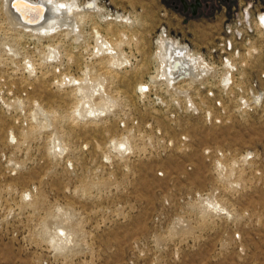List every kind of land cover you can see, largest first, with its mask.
Wrapping results in <instances>:
<instances>
[{
    "label": "rangeland",
    "instance_id": "374dc122",
    "mask_svg": "<svg viewBox=\"0 0 264 264\" xmlns=\"http://www.w3.org/2000/svg\"><path fill=\"white\" fill-rule=\"evenodd\" d=\"M102 1L77 37H54L11 27L0 0V264H264V102L239 101L249 80L264 88V36L243 55L237 88L218 89L219 69L181 81L191 107L153 81L158 32L203 54L230 8L203 0L192 15L179 0ZM96 30L129 38L131 63L96 54ZM65 75L103 80L100 94ZM102 91L111 108L78 115ZM38 105L57 112L64 151L35 119ZM122 137L127 150L112 144Z\"/></svg>",
    "mask_w": 264,
    "mask_h": 264
},
{
    "label": "bare ground",
    "instance_id": "6f19581e",
    "mask_svg": "<svg viewBox=\"0 0 264 264\" xmlns=\"http://www.w3.org/2000/svg\"><path fill=\"white\" fill-rule=\"evenodd\" d=\"M3 1H4L5 10L7 14L10 16L9 20H10V23L12 24L11 27L13 26L15 29H18L21 32L29 31L32 33L44 34L48 36L57 34L58 32L66 31V32L59 34V36L60 35H70V36L77 37L78 30L80 29L83 20L95 15V13L100 14L104 9L103 6L100 5L98 0H88V1L86 0L87 2H81V1L79 2V0H16L20 2L22 1V3L24 4H27V1L28 2H41L43 5L47 7V12L41 21L34 22V23H28L19 18L18 13L14 11L12 7L11 0H3ZM17 3L18 2H15L16 5ZM115 20L123 21L124 23H130V24H133L135 21V19L132 20L131 17H128V16L124 17L123 14H117V17L115 18ZM95 33H96L95 35L96 46L94 47L96 49V54L98 53V54L103 55V57L110 60L112 64H116V66L117 65L119 66L122 64L126 65V63H129V64L131 63L130 58L126 56L122 50L123 44L125 45L126 43H130L129 38L128 40H125L124 42L122 41L114 42L112 40H109L107 37L103 36L99 30H96ZM56 36L57 35H54V37ZM158 43L159 45L156 51V55L158 57L160 67L157 68L155 74L152 75L154 79L153 81L156 82V80L162 79L163 81H165V83L167 82L168 86H171L170 88H175L177 92L181 91V93L184 94V97L186 96L194 104V100L190 98L191 95L189 96L186 89L181 86L182 84L181 81L183 82L186 79L183 78L178 81L174 79L179 74H185V73L190 74V76L192 75L193 77L201 78L203 74V69L206 68L210 70L211 65L207 63V61H205L203 54L201 52L193 50L195 52L202 54V55H199L198 53L190 51V49L187 48V46L185 47L181 42L173 40L172 38L168 37L166 34H161V36L159 37ZM255 48L256 47L253 46L251 49L254 50ZM65 77L68 78L71 86L73 85L78 86L77 84L81 85L82 87L80 90H82L81 91L82 94L87 93V91L96 92L95 91L96 88L99 85H101L103 81L99 79H93V80L87 79L88 81L87 83L85 82V80L78 81V79L76 78H79V77H74L72 75L70 76L65 75ZM203 80H206V79H203ZM161 82L160 84H162ZM186 82H187L186 84H189L188 81ZM147 84H148L147 82L145 84H141L140 88L147 86ZM100 91L101 90L97 88V93H99ZM102 97L104 99L101 98L102 100L100 99L101 101L99 103H95L91 100L83 98L84 100L81 102V104L77 105L76 107L78 115H88L89 116L90 114V115L97 116L99 114H102L108 111L111 108V104H110L111 98L106 92L102 93ZM197 109L198 108H196V110ZM46 110L47 109L44 110V108L40 106L37 109L35 108L34 110L35 113L33 112L35 115V119H37L39 126L41 125L46 126V128H49V130L54 132V135L52 136V142H51L52 148H55L58 150V152H60L57 146L55 145H63L62 151H64L67 143L64 141L65 139H63L62 136L60 140L61 142L60 143L57 142L59 141V135H57L59 131H58V128L54 126V120L57 118L56 117L57 112L56 113L52 111L48 112ZM38 115H40L41 117H44V119L47 122H44L43 124H41V120L39 118L40 116ZM54 137L56 141H54ZM117 140L112 141V144L115 146L114 147L115 149L116 147H119V148L127 147L128 144L125 143L123 140L130 141L131 139L129 140L127 139V137H122V138H117ZM121 153H124V152H121Z\"/></svg>",
    "mask_w": 264,
    "mask_h": 264
},
{
    "label": "built area",
    "instance_id": "2783aa9c",
    "mask_svg": "<svg viewBox=\"0 0 264 264\" xmlns=\"http://www.w3.org/2000/svg\"><path fill=\"white\" fill-rule=\"evenodd\" d=\"M98 1L104 2L102 0ZM186 1L190 3L194 0ZM201 1L203 2V0ZM216 1L222 6L225 12L227 7L230 9L227 11L228 15L224 16L221 33L218 36L217 41L213 43L212 46L208 47L206 52L203 53V57L205 61L211 65V69H203L201 78L186 74L185 76L175 78L174 80L178 81L185 78L192 80L195 79L198 82H201L203 79H206L211 75V71L214 73V71L219 69L217 72L219 77H217L216 85L219 90L225 92L232 87H236L238 85L237 83L242 81L241 75L239 74V68L242 64L241 59L243 55L250 51L254 46L256 38L258 36H264V0ZM107 3L108 2L104 3V5ZM108 8L110 9L109 6ZM109 13L111 14V12ZM158 33L169 35L168 30L164 27H161ZM175 40L181 41L176 38ZM154 43H157V38L154 39ZM182 44L192 50L187 42H183ZM213 56L218 57L220 65H216L209 60L212 59ZM262 75L264 77V74ZM238 88L240 90L242 89L241 87ZM239 101L244 107L250 108L256 107L264 102V88L259 85L258 79L249 80L248 88L243 89V93H240ZM189 105L193 106V103L190 100Z\"/></svg>",
    "mask_w": 264,
    "mask_h": 264
},
{
    "label": "water",
    "instance_id": "95a60500",
    "mask_svg": "<svg viewBox=\"0 0 264 264\" xmlns=\"http://www.w3.org/2000/svg\"><path fill=\"white\" fill-rule=\"evenodd\" d=\"M182 9L184 12L190 11L192 15H195L198 9L202 6L201 0H194L193 2H187L186 0H180ZM15 2H18L17 5ZM12 7L14 11H16L21 20H24L28 23H34L41 21L46 12L47 7L43 5L41 2H28L27 4L22 3V1L11 0ZM185 74H179L176 78H181L185 76Z\"/></svg>",
    "mask_w": 264,
    "mask_h": 264
},
{
    "label": "flooded vegetation",
    "instance_id": "af4514ba",
    "mask_svg": "<svg viewBox=\"0 0 264 264\" xmlns=\"http://www.w3.org/2000/svg\"><path fill=\"white\" fill-rule=\"evenodd\" d=\"M180 1V0H179ZM180 4H181V1H180ZM182 6V5H181Z\"/></svg>",
    "mask_w": 264,
    "mask_h": 264
}]
</instances>
